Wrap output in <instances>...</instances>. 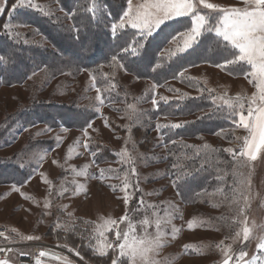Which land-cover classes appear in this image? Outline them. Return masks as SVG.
<instances>
[{
	"label": "rangeland",
	"instance_id": "374dc122",
	"mask_svg": "<svg viewBox=\"0 0 264 264\" xmlns=\"http://www.w3.org/2000/svg\"><path fill=\"white\" fill-rule=\"evenodd\" d=\"M143 2L144 0H133L134 5ZM209 2L224 8L229 6L245 7L243 0H209ZM36 3L46 6V10L52 13L51 16L67 19L68 11L62 10L57 0H36ZM21 10L24 9L13 12L9 18L13 24L18 23L15 19ZM26 29L27 26H22L15 30L23 34ZM33 35L37 36L26 38L28 42L35 40L37 43H42V34L35 32ZM46 42L48 41H44V44ZM170 47L174 48L175 44L170 43L169 40L165 49ZM163 54L167 55L165 51ZM183 69H187L183 80L175 78L163 84H156L157 87L152 92L149 89L154 83L153 81L136 79L134 75L126 74L121 69L109 68L108 72L118 80V82L115 80L113 82L118 87L110 95H103L105 98L103 105L95 100L97 92L91 86L92 81L88 72L83 70L79 75L72 76L65 73L47 79L39 71L22 84L0 85V126L4 124L7 114H14L34 103H66L85 110V115L83 113L80 115L84 121L82 126L69 125L65 119L58 117L57 122H41V120L35 121L34 124L21 122L15 123L14 127L0 138V159L12 158L16 155L15 158L18 157V159L14 160L17 163L23 160L26 164L24 169L27 174L20 179V182L31 176L27 183H23L20 192L11 190L12 182H0V229L7 230L6 235L19 241L18 243L22 245L19 249L30 251L33 244H37L41 250L49 253L44 256L47 262L49 258L52 259V254H55L90 264L69 252L67 247L62 246L64 244L46 238V233L57 222L73 224L79 218L91 221L94 229L103 220L109 217L119 220L126 211H129L123 203L124 193L119 190V187L123 186L124 173L129 170V165L121 164L120 157L116 155L122 148L127 147L129 152L137 157L133 166L138 173L131 177L133 187L127 189L128 192L135 193V196L130 200V209L135 208L137 201L141 198L144 201V210L129 211V214L137 225L136 234L143 235L138 222L146 214L155 221L154 209L147 206H158L155 211L162 218L161 231L165 233L162 239L164 246L157 249L154 254L159 264H218L223 256L220 248H217L216 245L222 241V248L231 245L233 250L238 253L245 243L242 241V228L245 226L251 230V239L247 242L245 250L250 255L255 252L258 237L264 234L261 232V226H264V153L258 154L256 161H250L247 157L243 158L246 166L238 170L234 168L236 181L231 182V187L227 192L223 190L222 194L218 190L223 188H217L207 194L199 195V198L193 201L191 198L182 197V194L180 192L177 194L178 190L172 187L171 180L174 176L169 162V154L167 148L162 146L165 143L162 129L158 132L155 126L187 122L198 117L199 113L190 116L159 115L154 117L151 113L157 109L153 108L151 98L156 95L159 104L163 101L159 100L160 96L167 97L168 102L175 98H181L180 93L187 94L186 96H199L201 95L200 89L203 88L205 89L203 94L209 95L207 89H212L214 90L213 96L235 98L239 95L244 98V115L246 116L248 98L257 89L253 83H249L250 78L246 79L245 74L237 75L235 73L233 75L230 69L222 70L215 67L214 64L200 63L189 65ZM121 87H123V91ZM128 104H134L138 112L145 113L140 121L135 119V115L132 119L128 118L130 112L127 109ZM221 104V101H217V105ZM95 107L100 108L99 113L94 111ZM223 107L227 108L226 105ZM229 112L228 109L226 115L233 122L229 125V122L224 120L222 130L217 132L220 133L219 135L204 134L200 138L190 137L182 140L197 146L207 144L222 150L227 148L239 150L242 140L236 138H243L248 133L242 127L237 126L236 122L239 117L233 118ZM85 117L92 122V128L87 130V137L84 136L82 130L87 123ZM106 122L110 126H106ZM111 123L118 128L115 129ZM29 125L34 126L28 127ZM61 125L67 130H62ZM125 125L131 126V140L127 144L126 139L129 133ZM47 126H51V132L36 135ZM137 126L143 128V140H150L153 143L149 150L140 148L139 142L134 138L132 131ZM22 127H27L28 130L20 131ZM17 132L18 138L13 139ZM57 135L61 137L59 144L54 139ZM85 140L89 141L87 150L84 148ZM35 141L41 142L24 151L29 144ZM70 148L71 152H69ZM93 151L97 152L96 157L91 155ZM78 153L79 155H77ZM105 153L108 155L106 156ZM140 154H143V157H147V159H143ZM93 160H95V164L92 163ZM85 164L90 166L88 168L89 175L77 176L73 168L80 171ZM101 168L116 171L106 172L105 179L94 178L99 176ZM33 169L36 171L33 172ZM41 174H44L51 184L42 183ZM241 180L250 181V184L245 186V191L249 193V206L238 216L237 205L231 204L230 200L233 186H240ZM80 184L85 187L73 194ZM137 184L139 190L135 187ZM108 185L118 187L113 191ZM63 188H67L68 191L60 195ZM21 192L25 195L22 196ZM225 195L229 197L228 200L225 199ZM46 200L50 201L48 209L44 208ZM172 205H175V208ZM239 207H244L243 200L240 201ZM68 213H72V216L69 217ZM168 214H170V222L166 219ZM194 218V226L189 229L188 222ZM173 226L179 230L175 237L171 235ZM119 227L125 228L126 224L120 223ZM12 229H15L16 232H12ZM148 231L154 234L155 225L153 224ZM237 231H241V239L234 243L232 237ZM17 233L25 237L28 235L39 236L41 239L27 241L20 239ZM108 235L109 239L114 242V232ZM95 244L96 240L94 239ZM186 245L192 246L187 253L184 248ZM54 260L63 264L62 260ZM47 262H42V264H48L49 262ZM229 264H232V261Z\"/></svg>",
	"mask_w": 264,
	"mask_h": 264
},
{
	"label": "snow or ice",
	"instance_id": "6c2138e0",
	"mask_svg": "<svg viewBox=\"0 0 264 264\" xmlns=\"http://www.w3.org/2000/svg\"><path fill=\"white\" fill-rule=\"evenodd\" d=\"M245 7L238 8L234 6H229L224 8L218 4L210 3L209 0H144L143 3L133 4V0H126V7L118 18H111V11L108 9L107 4L104 0H90V4L86 3L82 8L73 10L72 12L67 13V18L73 20V24L69 27V31L74 33V40L80 43L79 57L82 60H87L91 58V55L94 53L91 51L89 46L81 40V32H92L95 27L103 24L104 27L108 30L112 39L116 40L120 37L126 27H130L136 30L134 38L131 40L125 41L119 47V51L113 53L109 59V67L122 69L126 74L135 75L136 79L140 78V73L145 69L151 71H156L160 69L163 65L156 62V55L152 52L149 47L150 38L154 37L162 29L168 21L177 20L181 17H188L191 21L190 27L186 28L183 31L178 32L175 36L169 39L170 43L175 44L174 48H168L164 51L167 53L169 60L173 58H178L183 56L189 51L197 52L200 48L204 39L208 37H213L215 39V46L218 49H223V52L218 53L222 57V60L217 62L214 66L222 70H229V66L239 65V70L245 74V78L249 79V83H253L254 87L257 89L256 92L248 98L247 102V115H244L245 112V102L244 98L241 96H236L235 98H227L226 96H213L212 93L214 90L207 89L209 96L212 98V103L214 109H218L223 105H226L230 110L229 115L233 118L239 117L237 123L238 127H242L248 133V135L243 138L237 137L236 139L242 140V143L239 145V150L235 148H227L222 151L227 152L233 157V160L236 161L234 168L238 170L241 167L246 166V162L243 160L244 157H247L250 161H256L258 159V154L264 153V0H243ZM8 8V0H0V15L6 13ZM33 9L40 11L41 14L51 17L52 13L46 10V6H42L36 3V0H13L11 3V10L7 12L9 17L12 16V13L18 9ZM63 10V9H62ZM77 11H82L90 19L82 20L80 25L75 23V16ZM59 19V18H57ZM25 26L22 23L13 24L11 20L5 21L0 24V30L3 31L4 35L8 38L11 43L25 45L28 44L27 39L24 34L16 31L18 27ZM226 53V54H225ZM162 58V57H161ZM209 62V61H206ZM18 54L15 49H4L0 48V73L4 72H13L18 68ZM244 65L249 66L248 70H245ZM80 69H78L79 71ZM87 71L90 80L92 81V87L95 88L97 96L95 100L103 105L105 103L104 93L109 95L116 91L118 85L113 83L114 79L108 73L104 74L106 80L109 81L108 85L104 88L97 86L96 84V74L89 69H83ZM187 69L181 70L177 73V77L183 80L185 72ZM231 74H235V71H232ZM35 75V73H32ZM173 77V78H177ZM27 78H31L28 76ZM0 79H3L0 76ZM191 79V78H190ZM157 85L152 84L149 91L154 92ZM170 91H177L175 89H169ZM205 89H200L201 95ZM187 94L180 93L181 97H185ZM192 99L191 97H188ZM159 100L167 102L168 98L160 96ZM217 101H221V105H217ZM151 103L154 109H158L159 104L156 95H153L151 98ZM127 109L129 112V119L133 118L140 121L145 115L143 112H138L134 104H128ZM94 111L96 113L100 112L99 107H95ZM119 111V109H117ZM205 117L200 116L198 119H204ZM87 123L86 126L82 129L84 136H88V129L92 128V122L87 117H85ZM188 122L181 123H170V124H157L156 130L159 132L162 128L176 129L185 127ZM34 125H29L32 127ZM106 126H110L106 122ZM7 127V125H5ZM62 130H67L63 125H61ZM126 130L129 133L128 138L126 139V144L131 140V126L125 125ZM27 127H22L20 131H27ZM51 126H47L42 129L36 135H41L47 132H51ZM219 135L220 133H215ZM18 138V132L13 137V139ZM59 144L61 142V137L57 135L54 138ZM175 144V141H172ZM163 147L167 148V144L164 143ZM185 147H195L191 145H186ZM205 149L210 146L205 144L203 146ZM84 148L87 150L89 148V141H84ZM213 151H215L213 149ZM71 152V148L69 149ZM79 155V153L77 154ZM93 157L97 156V152L93 151L91 153ZM120 157L121 164L129 165V170L124 173V179L122 181V187H119V190L124 193L123 203L126 209L129 211L139 212L144 210V201L141 198L137 201L135 208L130 209V200L135 196V193L128 192L127 189L133 187L131 183V177L133 175H138L136 168L133 166L137 161V157L133 156L127 147H124L120 152L116 153ZM143 159V154H140ZM200 152L196 151L193 157H186V159H194L199 157ZM18 159L17 158H7ZM42 159V158H41ZM207 159L203 160L199 167L196 166H186L180 165L178 163H173L171 165L172 169L176 171L173 173L174 178L171 180L172 187L179 190L180 185L185 180L194 176L197 172L202 171L207 163ZM54 163H56L54 161ZM95 164V160L92 161ZM17 167L24 168L26 164L23 160L17 164ZM90 166L85 164L80 171H76L73 168V171L77 176H88V168ZM36 169H33L35 172ZM116 171L114 169H99V176L94 177L97 179H105L106 172ZM242 175V174H241ZM42 176V183L51 184L48 181L44 174ZM31 179V176L23 182H14L11 185V190L20 192L23 183H27ZM221 179V177H217ZM250 184V181L241 180L240 186H233L231 190V200L230 203L237 205V215H241L245 208L249 206V193L245 191V186ZM113 191L116 190L118 186L108 185ZM85 186L80 184L77 186L75 192L80 191ZM139 190V185H135ZM51 192V188L49 189ZM68 191L67 188H63L60 191V195H63L64 192ZM223 194V189H219ZM152 194V193H149ZM179 194V191H177ZM200 193H196L199 195ZM21 195L25 194L21 192ZM225 199L228 200L229 197L225 195ZM244 201V207H239L240 201ZM50 207V201H45L44 208L48 209ZM147 207L154 209L153 216H156L155 221L150 219L147 214L138 222L143 235H137V225L133 222L129 211H126L119 220L108 219L103 220L102 223L97 224L93 229L95 236L89 234L88 236L81 235V239H92L96 240V244L93 245L89 242L87 245L92 254L101 259H106L107 264H159L155 259L154 254L156 250L163 247L162 239L165 235L161 231V217L157 214L155 209L158 207L156 205H148ZM175 208V205H172ZM68 216L71 217L72 213H68ZM166 219L170 222V214L166 215ZM85 223H88L85 221ZM126 224L125 228H120L119 224ZM195 223V218L192 221L188 222V228L192 229ZM155 225V233H150L148 229ZM54 229L63 228L67 232H74V224H61L59 222L53 225ZM16 232L15 229L11 230ZM179 230L174 226L172 227L171 235L175 237L176 233ZM250 228L245 226L242 228V241L245 242L244 246L239 249L238 253L233 250L231 245L221 247L223 242L217 244L216 247L220 248L223 259L218 262V264H229L232 261V264H264V234H261L258 237V243L256 250L253 254H249L245 250L247 247V242L251 239ZM115 234V241L109 239L110 233ZM261 232L264 233V226H261ZM17 236L20 239H25L27 241L40 240L39 236H22V234L17 233ZM233 242L241 239V231L235 232V235L232 237ZM19 241L10 236L6 235L4 231H0V264H19L18 258L23 256L31 257L32 254L23 249H17L13 245L17 244ZM67 247L69 252L74 253L81 260H84V256L81 255L79 249L75 247H70L67 244L62 245ZM192 246H184L185 252H188V249ZM45 250H40L39 255L35 256V264H42L40 257L48 255ZM53 259L62 260L63 264H74V261L68 257L56 256L52 254ZM247 258V259H246Z\"/></svg>",
	"mask_w": 264,
	"mask_h": 264
},
{
	"label": "trees",
	"instance_id": "16d2710c",
	"mask_svg": "<svg viewBox=\"0 0 264 264\" xmlns=\"http://www.w3.org/2000/svg\"><path fill=\"white\" fill-rule=\"evenodd\" d=\"M12 2L13 0H8V8L6 9V13L0 17V24L9 20L10 17L7 15V12L10 11ZM57 2L60 4L61 8L68 11V13L82 8L86 3L90 4V0H57ZM104 2L111 11V18H118L126 7V0H104ZM88 19H90V17L82 11H77L75 16V23L77 25H80L82 20L86 21ZM15 21L27 26V29L23 33L25 38L29 39L34 37L33 34L37 32L38 34H42L43 41L42 43H37L34 40L28 42L27 45L23 43L14 44L11 43L4 35L3 31L0 30V48L8 50L15 49L19 61L16 71L0 73V76L3 77V79H0V85L22 84L29 79L27 78L28 76L32 77V73H37L39 71L47 79L58 77L65 73L71 74L72 76L79 75L82 70L86 68L96 74L97 86L104 88L109 83L104 77L105 73L110 74L108 72L110 68L108 66V58L113 53L118 52L120 45L125 41L133 39L136 33V30L126 27L120 37L114 40L103 24L95 27L92 32H81V40H83L94 53V55H91L90 59L82 60L79 57L80 43L74 40V33L68 30L73 24V20L61 18L60 16L48 17L41 14L40 11L24 9L18 13ZM190 24L191 21L188 17H181L177 20L168 21L162 26L158 34L150 38L148 47L155 53L157 58L156 62L161 63L163 66L156 71L145 69L139 74L141 79L153 81L155 84H163L168 80L175 79L173 77H177V73L189 65H197L200 63L215 65L222 60V57L218 55V53L224 50L216 48L215 39L213 37L204 39L197 52L189 51L183 56L171 60L168 59L167 55L165 56L163 54L169 42V39L165 38L175 36L178 32L190 27ZM44 41L48 42L44 44ZM239 68V65L229 66L230 71H235L237 75L244 74ZM244 68L248 70L249 66L244 65ZM78 69L80 70L78 71ZM114 80L118 82L116 79H113L112 82H114ZM122 88L123 87H121V90ZM107 94L108 93H104L103 95L106 96ZM52 110L53 112H51ZM227 112L228 109L223 106L214 109L212 98L204 93L199 96H186L175 98L168 102H159L158 109L151 113L154 117L159 115H169L172 117L190 116L196 113H199L198 117H205L204 119H198V117L191 119L187 121L188 123L185 127L176 129L162 128L161 131L164 142L167 144L170 165L178 163L180 165H194L199 167L203 160L207 159L208 161L202 171L197 172L194 176L181 183L178 191L182 194V197H187V199L191 198L193 201L197 200L199 195L207 194L209 191L217 188H223L224 192H227L231 187V182L236 181L234 175L235 161L231 155L217 147L210 146L205 149L203 147L204 145L197 146L182 140L183 138H200L204 136V134L217 133L222 130V123L224 120L231 125L233 120L227 117ZM82 113L85 115V110L81 107L66 103H34L29 107L18 110L14 114H7V118L5 117L6 120L3 122L4 124L0 126V138L9 132V130L14 127L15 123L21 122L23 124H34L37 120H41V122H57L58 118H63L69 125L82 126L84 123V121H82V116H80ZM5 125H7V127H5ZM112 126L115 129L118 128V126L114 124H112ZM132 132L134 138L139 142L140 148L149 150L153 146L150 140H143L144 131L141 126L135 127ZM172 141L176 143L173 144ZM40 142L41 141H35L29 144L24 151ZM186 145L195 147H185ZM213 149L215 151H213ZM196 151L200 152L199 157H195L191 160L186 159V157H193ZM105 154L106 156L108 155L107 153ZM15 157L16 155L12 158ZM17 164L18 163L14 159H0L1 183L20 182V179L26 176L27 171L24 168L17 167ZM175 171V169H172L173 173ZM218 176L221 177V179H217ZM196 193L200 194L196 195ZM85 221L88 223H85ZM73 224L75 225V231L67 233L63 229H54V227L51 226L46 233V238L51 239L53 242L62 243L64 245L67 244L70 247L79 249L81 255L85 258L84 260L88 261L90 264H107L106 259L94 256L87 246L89 242L94 245V239L91 241L88 239H81L82 234L84 236H88L89 234L94 236L92 222L79 218Z\"/></svg>",
	"mask_w": 264,
	"mask_h": 264
},
{
	"label": "built area",
	"instance_id": "2783aa9c",
	"mask_svg": "<svg viewBox=\"0 0 264 264\" xmlns=\"http://www.w3.org/2000/svg\"><path fill=\"white\" fill-rule=\"evenodd\" d=\"M0 231H4L7 234V230H5V229H0ZM20 245H21L20 243H17V244H15L13 246L15 248L19 249ZM40 250H41V247L39 245L33 244V246L30 249V251H28V252H30L32 254V256L31 257H29V256L19 257L18 258L19 264H35L34 257L39 255V251ZM25 251H27V250H25ZM40 259H41L42 262H47V259L45 257H40Z\"/></svg>",
	"mask_w": 264,
	"mask_h": 264
},
{
	"label": "crops",
	"instance_id": "0c3cea01",
	"mask_svg": "<svg viewBox=\"0 0 264 264\" xmlns=\"http://www.w3.org/2000/svg\"><path fill=\"white\" fill-rule=\"evenodd\" d=\"M64 257H67V256H64ZM51 258H49V260H48V264H59V262L58 261H56V260H54L53 258L50 260ZM71 260H73V259H71ZM51 261V262H50ZM74 261V264H84V263H81V261H78L77 259L76 260H73Z\"/></svg>",
	"mask_w": 264,
	"mask_h": 264
}]
</instances>
